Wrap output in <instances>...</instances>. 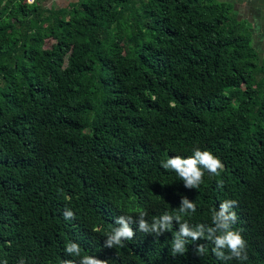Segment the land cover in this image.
I'll return each mask as SVG.
<instances>
[{
	"label": "trees",
	"instance_id": "16d2710c",
	"mask_svg": "<svg viewBox=\"0 0 264 264\" xmlns=\"http://www.w3.org/2000/svg\"><path fill=\"white\" fill-rule=\"evenodd\" d=\"M46 2L0 0V264H264V57L246 22L217 0ZM194 147L224 170L186 189L160 163ZM181 196L190 225L235 200L248 259L190 238L174 254L175 222L159 236L133 223L124 247L104 246L117 217L151 224Z\"/></svg>",
	"mask_w": 264,
	"mask_h": 264
},
{
	"label": "clouds",
	"instance_id": "9594fccd",
	"mask_svg": "<svg viewBox=\"0 0 264 264\" xmlns=\"http://www.w3.org/2000/svg\"><path fill=\"white\" fill-rule=\"evenodd\" d=\"M35 0H29V3H34ZM160 167L165 170L174 171L183 181V186L186 189L198 188L203 182L204 172L207 171L210 175L219 176L224 170V165L221 160L214 156L209 150H201L199 147H194L192 155L181 157L179 155L168 157L165 161H161ZM223 180L218 181L217 187L222 188ZM235 200H224L219 204V210H212V226L203 223L190 225L188 220L182 219L183 216H191L197 210L194 201H190L187 197L181 196L180 205L175 215L168 212L163 213L159 217H153L149 224L145 217L147 212L141 211L138 218L134 221L131 216L121 215L116 218L115 224L118 227H113L106 234L107 238L104 246L113 248L114 246L124 247L123 241L131 240L135 236L131 225L136 223L138 229L145 233H154L157 236L164 232L170 231L173 227V222L179 225L172 239V251L174 254L183 255L186 252L185 245L188 243V238L192 241L207 240L214 245L211 248V253L222 261L237 259L245 261L248 259L246 253V242L241 236L240 230H233V225L237 221V215L232 209L236 206ZM63 217L65 220L75 218V214L70 209H64ZM227 249V253H225ZM65 251L69 255L80 256L81 247L79 244L69 241L65 246ZM208 248L205 244H199L195 247L196 254L204 256L208 254ZM2 264H8L4 260ZM18 264H25L24 259H20ZM61 264H73L72 260H62ZM79 264H108L107 260L95 258V256L85 254Z\"/></svg>",
	"mask_w": 264,
	"mask_h": 264
},
{
	"label": "rangeland",
	"instance_id": "374dc122",
	"mask_svg": "<svg viewBox=\"0 0 264 264\" xmlns=\"http://www.w3.org/2000/svg\"><path fill=\"white\" fill-rule=\"evenodd\" d=\"M29 3V0H26ZM228 2L233 8V13L239 20L247 24V33L250 34L252 44L260 58L264 57V0H217ZM72 2V0H70ZM67 0H48L46 7H66ZM47 42L46 46H49Z\"/></svg>",
	"mask_w": 264,
	"mask_h": 264
},
{
	"label": "crops",
	"instance_id": "0c3cea01",
	"mask_svg": "<svg viewBox=\"0 0 264 264\" xmlns=\"http://www.w3.org/2000/svg\"><path fill=\"white\" fill-rule=\"evenodd\" d=\"M77 0H72V2H70V0H67V3H66V5H68V4H70V3H73V2H76ZM47 2H48V0H47Z\"/></svg>",
	"mask_w": 264,
	"mask_h": 264
}]
</instances>
